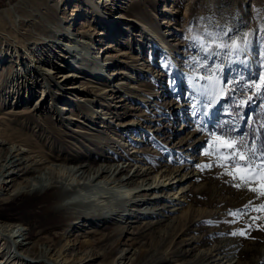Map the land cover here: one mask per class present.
I'll return each instance as SVG.
<instances>
[{
  "label": "rangeland",
  "instance_id": "374dc122",
  "mask_svg": "<svg viewBox=\"0 0 264 264\" xmlns=\"http://www.w3.org/2000/svg\"><path fill=\"white\" fill-rule=\"evenodd\" d=\"M96 1L102 6V16L86 0H1L0 10L12 8L10 17L0 22V116L11 127L22 131L25 126L29 130L21 138L28 137L42 147L54 148L55 154L85 158L86 162L89 160L83 155L86 153L92 155L91 159L99 160L98 163L127 168L118 177L134 174L137 182L146 184H152L155 177L152 173H142L144 167L149 171L170 173L171 178L184 176L187 187L181 192L185 197L171 198L174 190L169 184L142 191L147 193L146 199L150 194L161 197L133 201L131 196L121 194L129 186H119L118 181L105 184L103 176L90 181L81 171H69L79 160L65 162L50 157L55 160L49 167L61 168V178L78 183L77 191L65 200L71 202L66 208L89 211L66 231L65 239L78 236L75 242L78 246L81 242L91 243L113 226L120 229L119 245L125 249L121 259L116 255V264H264V231L260 230L264 219L254 223L251 219L264 217V213L248 211L235 223L228 222L235 219L228 214L230 210H243L249 201L253 205L261 201L253 193L226 183L231 178L222 175L224 169L216 166L215 157L204 155L210 134H222L224 122L238 124L239 134L250 131L249 116L256 121L255 126L260 123V99L242 109H237L233 101L251 95V91L243 90L240 84L250 82L264 71V57L260 55L264 50V29L261 28L264 0ZM75 8L79 10L71 14ZM121 12L122 17L116 18L111 28L116 44L107 47L105 35L109 25L103 17L106 13L117 16ZM62 15L68 18L62 19ZM143 16L149 18L152 28L170 44L174 56L181 59L178 67L171 63V56L154 39L155 35L144 28L139 20ZM201 17L212 18L213 27L209 31H218L214 26L217 23L231 27L233 31L224 37L229 43V37L255 30L248 51L224 71L225 81L231 78L239 84L222 99L216 121L209 126H203L192 113L195 99L188 79L190 74H208L203 69L193 72L190 67L194 60L203 63L204 53L198 51L196 41L185 39L196 35L210 39L204 34V25L209 21L202 22ZM88 19L98 30L92 40L77 32ZM69 26H72V34L64 32ZM18 32H24L27 40L34 41L40 34L39 37L46 39H41L36 50L31 49L34 43L31 48L23 47L21 52L26 53L22 58L11 48ZM122 51L126 54H120ZM250 56L256 61V73L238 71L244 63L248 66L254 63ZM45 59L49 62H43ZM63 59L68 60L66 65L70 66H65ZM208 64L214 67L217 63L212 58ZM44 65L54 71L43 73L39 67ZM72 66L81 71V77L61 81L63 78L59 75L72 71ZM33 81L38 83L33 85ZM74 83L77 86L69 88ZM96 144L100 147L96 148ZM5 147L13 152L18 148L16 145L12 148L10 142ZM5 163L0 157V197L8 196L12 189L9 172L15 175L22 167ZM209 163L213 166L203 167ZM45 168L41 170L43 176L49 175V168ZM137 170L142 174H136ZM25 176L19 178L32 179L31 175ZM173 181L174 186L179 184L178 179ZM15 206L23 211H12L0 218L12 223L11 233L30 248L46 246L43 236L51 230L62 231L54 227L32 235L35 221L31 205L24 198H18ZM182 212L185 213L182 215ZM186 213L193 225L182 234L181 229L186 224L181 220ZM240 229H245L248 235L230 234ZM216 246L220 253L214 255L218 252L213 251ZM93 249L99 252L92 256L95 264H107L111 260L110 255H103L101 246ZM6 251L0 254V264H50L48 260L37 261L25 253ZM212 252L213 256L209 257ZM166 257L170 259L165 260Z\"/></svg>",
  "mask_w": 264,
  "mask_h": 264
},
{
  "label": "bare ground",
  "instance_id": "6f19581e",
  "mask_svg": "<svg viewBox=\"0 0 264 264\" xmlns=\"http://www.w3.org/2000/svg\"><path fill=\"white\" fill-rule=\"evenodd\" d=\"M65 1V0H61ZM88 3L102 16L103 14L101 13L100 9H102V6L96 1V0H86ZM12 7H7L3 8L0 10V22L1 20H7L10 17V9ZM77 10L79 9H74L71 14H74ZM118 12V11H116ZM113 13H106V16L103 17V19L108 23V31L106 38L107 39V47H112L114 44L115 40V35L113 34L114 29L111 30L114 24H116V18L122 17V12L119 15H112ZM67 19L68 16L62 15V19ZM139 20L141 21L142 25L144 28H146L149 32H151L152 35H155V38L160 46L171 56L170 61L171 63L175 66L178 67L180 65V58H176V55L174 56L172 47L170 46L169 43H167L164 39L158 35V32L156 29L152 28L151 23L149 18L143 16L139 17ZM107 25V24H106ZM72 26L65 27L64 32H71L70 34L73 33L72 31ZM83 27V28H82ZM81 28L77 29V32L80 34V36L87 37L92 40V35L95 32H98L96 27H93V24L90 22V19L84 20L82 22ZM111 30V31H110ZM26 33L28 31H25ZM21 34H17L15 39H13L12 42V50L15 49V52H17V56H21L26 53L21 52L23 47H32V43H34V47L31 49L36 50V46L38 43L41 41V39L44 40L45 37L41 38L40 35H36V39L32 41L31 39H28L25 37L24 32H20ZM78 33H76L78 35ZM32 34V32H31ZM36 34V33H35ZM68 35V33H67ZM33 36V35H32ZM39 38H38V37ZM197 36V35H196ZM83 37V38H84ZM105 38V39H106ZM46 39V38H45ZM42 40V41H43ZM29 41V42H28ZM91 44V43H90ZM14 48V49H13ZM198 51H200V48H198ZM202 53V52H201ZM120 54H126L125 52H120ZM66 55H64L65 57ZM24 58V56L22 57ZM21 58V59H22ZM69 58V57H68ZM252 60H254V63H252L251 66H248L247 63H244L242 66V69H238V71H244L245 73H256V61L255 59L250 56ZM74 60V59H73ZM213 60L218 64L221 63V60L216 59L213 57ZM46 61L49 62V60H43V62ZM62 61L65 62V66H70V64L66 65L65 59ZM225 68L223 70V78H224V71L226 72V67H227V62L225 61ZM61 65L64 66V63ZM60 67V66H59ZM73 67V66H72ZM40 70L43 73L50 74L54 70L51 68L44 66L39 67ZM38 68V70H39ZM25 71V68H24ZM81 72L79 69H74L69 72H63V74L59 75L63 79L61 81H68L72 79H76L78 77H81L80 73ZM60 81V80H59ZM59 81H57L59 83ZM56 82V83H57ZM38 82H32V84H37ZM200 84V83H199ZM62 86V85H61ZM76 83L72 84L69 86V88H74ZM199 86V85H197ZM80 87V85H79ZM89 88V87H88ZM102 88V87H101ZM44 92L46 91L43 90ZM58 92V91H56ZM59 94V93H58ZM223 99V98H222ZM222 99L211 109L204 108L203 105L201 104L200 106V111L196 112L195 117L198 118L197 120L203 124V126H209L213 124L216 121V116L218 114V109L221 105ZM41 102V101H40ZM39 103V102H37ZM198 103V100L195 99V104ZM66 108V107H64ZM194 109L192 108V113ZM203 112H207L208 115L204 116L202 115ZM3 117V116H2ZM0 116V157L2 160H4L6 163L4 165H12V166H18L21 165L22 167L17 170V173L9 172L11 176V182H12V189L9 192V195L6 197H0V216H7L8 214H11L12 211H18V213H21L23 210L20 208V206H15L17 199L18 198H24L26 201H28V204H30V209L32 210V218L34 219L35 222H32V235L37 234L41 231H46L49 229H52L54 227H60L62 231L59 230H51L50 234L44 235V243L46 246L39 248L38 245L32 246L30 248L28 246V243H22L21 241L18 240V236H14V234L11 233V228H12V223H9L8 221L4 220L3 218H0V241H4L3 243L0 242V254L7 250L6 253H11L13 251H17L19 254L25 253L29 255L31 258H37V261H42V260H48L50 264H95V258H92L94 254H98L99 252H95L93 248H96L98 246H101L102 253L104 256L110 255V261L107 262V264H116V261L119 258L121 259L122 253L125 252V249H122L120 247V238L119 236V230L116 227H108L110 231L107 234H102V236L97 237L94 239L91 243L87 242H81V244L78 246L75 242L78 240V236L74 237V239H69L66 237L65 239V234L66 231H68L70 228L74 227L76 225V220L78 218L83 217L86 215L88 212L83 211V210H73V209H67L66 207L71 204L69 201H65L68 199L70 195L73 194V192L77 191L76 190V185L78 183H73L70 182L68 179H64L63 177L61 178V174L59 169L55 168L53 169L52 166L49 167L48 164L53 162L54 160L50 159V157H54L59 160H63L65 162L71 161V160H79L77 166L74 168H69L70 170H73L75 173L78 171V173H85V177L88 178L90 181L95 180L98 177H105L104 183H112L118 181L119 186H129L127 190L124 191L125 195L131 196V199L133 201H140L142 199L145 200H153V198L161 197L156 195V194H150L151 196L147 197L146 199V194H143L142 191L144 190H150L151 188L154 189H159L162 187H165L166 185H171L174 190V193L172 194L171 198H180V197H185V195H181V192L187 187L185 186L187 180L184 179V176H181L178 178L176 175L174 178L170 177L169 174H164L159 171H149L147 168L144 167L142 173H152L153 177H155V181L152 184H146L143 181H136L133 177V175L126 174L125 176H119L120 172L127 169L124 167H119V165L114 166L112 164H103V163H98L99 160H94L91 159L92 155H87L86 153H83V155L89 157V160L84 162L85 158L80 160L77 156H75L73 159L65 157L60 154H55V149H50L46 147H42V145H38L35 141L26 138H21L22 135H27L29 130L23 126V130H18V128L11 127L10 125L5 122V118H2ZM39 120V119H38ZM41 120V119H40ZM37 122V121H36ZM13 125V124H12ZM16 126V125H15ZM27 129V130H26ZM32 131V130H31ZM33 136V134H32ZM38 138V137H37ZM33 139V138H32ZM12 143V148L14 145H16L18 148L13 152L12 149H9L5 147L6 143ZM97 147L99 148L100 144H96ZM22 147L27 148L26 151L24 150L25 148L22 149ZM91 153L94 152V149H90ZM17 152V154H14ZM96 153V151H95ZM102 156V155H100ZM96 161L97 163H94ZM3 165V166H4ZM48 167L49 168V175L43 176L41 173V170L43 168ZM143 168V167H142ZM2 169V168H1ZM0 169V170H1ZM46 169V168H45ZM142 170V169H141ZM141 170H137L136 174H142ZM6 171V170H4ZM2 171V174L4 173ZM21 172V173H20ZM115 173V174H114ZM74 174V173H73ZM135 174V175H136ZM18 177H15V176ZM24 175H31L32 179H23L22 180L19 178ZM9 176V177H10ZM25 176V177H26ZM79 176V175H78ZM159 176V177H158ZM178 179L179 184L177 186L175 185V181L173 179ZM36 180V183H33L32 180ZM156 179H158V182L156 183ZM161 180V183H160ZM184 180V181H183ZM80 181V180H79ZM173 181V182H172ZM89 182V181H88ZM93 182V181H92ZM7 185L9 184L6 182ZM83 183V182H82ZM95 183V182H94ZM156 185H153L155 184ZM81 185V184H79ZM90 185V184H89ZM92 185V184H91ZM90 185V186H91ZM130 185H133L130 187ZM71 186V187H69ZM87 186V185H86ZM95 186V185H94ZM154 186V187H153ZM132 190H136L135 193H131ZM120 194V193H119ZM126 197V196H125ZM130 198V197H129ZM182 200V199H181ZM23 201V200H22ZM181 203V202H180ZM80 205V204H79ZM92 205V204H91ZM98 205V204H97ZM95 206V205H94ZM65 208V209H64ZM91 208V207H90ZM189 209V208H187ZM186 211V210H185ZM185 213V212H184ZM182 212V215L184 214ZM182 217V216H181ZM81 220V219H80ZM181 222H184L183 225L186 227L181 229L182 234L186 233V230L190 228L193 224H190L191 220H189V215L186 213ZM149 223L145 224L144 226H147ZM152 227V226H150ZM38 230V231H37ZM49 232V231H48ZM91 233V232H90ZM40 234V233H39ZM24 235V234H22ZM78 235V234H77ZM25 237L24 239H26ZM110 241V242H109ZM112 241V242H111ZM223 246V245H222ZM227 246V245H226ZM220 247V245H219ZM216 246L211 253L209 257H212L213 254L217 255L220 253V248ZM183 250V249H182ZM118 254V256H116ZM121 255V256H120ZM41 256L46 257V259L41 258ZM2 257H0V262H2ZM168 257H166L165 260H167ZM170 259V258H168ZM175 262V261H174ZM106 264V263H105ZM135 264V263H133ZM147 264V263H145Z\"/></svg>",
  "mask_w": 264,
  "mask_h": 264
},
{
  "label": "snow or ice",
  "instance_id": "6c2138e0",
  "mask_svg": "<svg viewBox=\"0 0 264 264\" xmlns=\"http://www.w3.org/2000/svg\"><path fill=\"white\" fill-rule=\"evenodd\" d=\"M200 19L202 22L208 19V24L204 25V34L210 39L205 40L203 36L185 37V39L196 41L200 51L204 53L203 63L194 60V65H190L192 71L196 72L197 69H203L208 73L206 75L190 74L188 76L193 88L192 98L198 100V103L193 105V115L200 111L201 104L204 108L211 109L222 98L236 90L235 86L239 84V81L231 78L225 81L223 78L224 62L226 61L227 65L231 66L239 61L241 54L246 53L251 46V36L254 35L255 31L241 32L235 37H229L231 41L229 43L224 40V37H228L229 33L233 31L231 27L217 23L214 26L218 31H209V28L213 27L212 18L201 17ZM261 28L264 29V25H261ZM191 31L192 29L189 28V32ZM260 55L264 57V50L261 51ZM213 57L221 60V63L215 64L214 67L208 64V60ZM201 80L206 81V83L199 84ZM240 80H244V77H240ZM240 87L245 91H251L252 94L238 102L233 101V104L237 109H242L244 106L254 103L255 99H260L262 103L259 106V125L255 126L256 121L249 116L247 126L250 131L239 134L238 124L234 121H226L221 126L222 134L218 135L216 132L210 134L209 147L204 152V155L215 157L216 166L224 169L222 175L231 178L226 183H230L238 190L253 193L256 199L261 201L258 205H253L252 201H249L243 206V210H230L228 214L235 219L228 221L229 223H235L248 211L264 213V135H262L264 133V71L260 72L250 82L240 84ZM202 115L207 116L208 113L203 112ZM225 125L230 126L225 127ZM212 166L213 164L209 163L203 167L210 168ZM197 167L201 166L197 165ZM251 219L254 223L255 220L264 219V217L257 216L251 217ZM207 223L212 222L208 221ZM251 226L248 225L249 228ZM260 230L264 231V226H261ZM230 234L246 236L248 232L245 229H240Z\"/></svg>",
  "mask_w": 264,
  "mask_h": 264
},
{
  "label": "built area",
  "instance_id": "2783aa9c",
  "mask_svg": "<svg viewBox=\"0 0 264 264\" xmlns=\"http://www.w3.org/2000/svg\"><path fill=\"white\" fill-rule=\"evenodd\" d=\"M4 1L10 2L11 0H4ZM0 3H1V0H0Z\"/></svg>",
  "mask_w": 264,
  "mask_h": 264
}]
</instances>
